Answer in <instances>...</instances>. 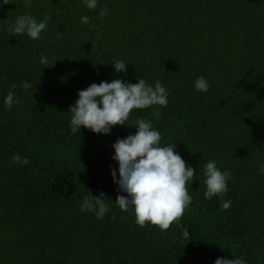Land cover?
Wrapping results in <instances>:
<instances>
[{
  "label": "trees",
  "instance_id": "obj_1",
  "mask_svg": "<svg viewBox=\"0 0 264 264\" xmlns=\"http://www.w3.org/2000/svg\"><path fill=\"white\" fill-rule=\"evenodd\" d=\"M26 13L38 21L51 15L41 39L9 36L8 23ZM85 15L95 27L81 23ZM121 59L126 72L118 73L113 61ZM200 76L207 92L194 87ZM138 78L159 80L170 95L166 107L134 109L130 122L152 121L161 145L176 143L196 170L191 205L165 231L139 227L131 209L115 202L127 193L111 174L115 168L119 178L112 145L136 127L70 130L79 90ZM24 81L33 87L25 91ZM9 91L21 100L11 110ZM14 154L30 163L13 164ZM209 160L233 177L226 195L211 200L204 196ZM261 167L264 0H98L94 10L84 0H31L29 7L12 0L0 7V264H214L218 257L264 264ZM90 192L106 195L110 210L101 219L80 210ZM222 200L231 202L227 210Z\"/></svg>",
  "mask_w": 264,
  "mask_h": 264
},
{
  "label": "clouds",
  "instance_id": "obj_2",
  "mask_svg": "<svg viewBox=\"0 0 264 264\" xmlns=\"http://www.w3.org/2000/svg\"><path fill=\"white\" fill-rule=\"evenodd\" d=\"M12 3V0H2L3 5ZM31 0H24V6L29 7ZM98 0H84L89 10L97 7ZM100 17H106V8L99 13ZM51 15L46 14L42 20H37L30 14L19 15L14 22H9L7 32L9 36L27 35L33 40L41 39V33L47 29ZM81 23L91 27L88 16L81 17ZM94 46V45H93ZM40 63L49 65V59L41 54ZM55 63L52 62L51 65ZM124 60L113 61L116 72H126ZM13 89L16 87L12 86ZM25 91L33 87L29 82H22ZM194 87L199 92H207L210 85L204 76L196 79ZM170 92L157 80L154 86L144 78H138V82L129 83L122 79H113L111 82L101 81L99 84L91 83L86 89L78 91V99L74 105L69 106L71 113L70 130L72 133L80 132L81 128H87L97 134H110L114 126H135V134H129L125 138H118L112 145L115 153L113 160L119 164V178L117 171L112 169V177L118 184L119 192L127 195H117L115 202L118 207L128 212L130 209L135 216V222L139 227L148 224L157 226L161 231L168 230L174 223L179 224L185 211L192 203L188 185L196 180V170L187 165L186 161L177 152L176 143L167 146L161 145L162 135L153 127L152 121L137 117L130 122L132 111L144 110L153 106L166 107ZM21 103L14 91H9L4 104L8 110L14 104ZM13 164L27 165L30 163L27 157L14 154ZM264 175V167L260 168ZM203 175L206 191L205 199L223 197L228 191V181L233 179L230 171H222L215 160H209L204 166ZM74 193V192H73ZM101 192L94 196L91 192L84 196L80 204L83 212H93L97 219H101L109 212L110 206ZM231 206L229 200H222L221 208L227 210ZM183 238L189 241L190 233L185 228ZM214 264H247L243 257L227 259L218 257Z\"/></svg>",
  "mask_w": 264,
  "mask_h": 264
}]
</instances>
